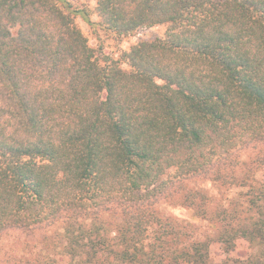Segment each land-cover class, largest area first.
Wrapping results in <instances>:
<instances>
[{"label": "trees", "instance_id": "16d2710c", "mask_svg": "<svg viewBox=\"0 0 264 264\" xmlns=\"http://www.w3.org/2000/svg\"><path fill=\"white\" fill-rule=\"evenodd\" d=\"M93 1L96 22L0 0V238L60 227L53 264H264V0ZM78 14L166 30L116 61Z\"/></svg>", "mask_w": 264, "mask_h": 264}, {"label": "rangeland", "instance_id": "374dc122", "mask_svg": "<svg viewBox=\"0 0 264 264\" xmlns=\"http://www.w3.org/2000/svg\"><path fill=\"white\" fill-rule=\"evenodd\" d=\"M62 1H66L65 3H68L74 9L87 10L90 14V21H97L96 14L94 13L95 2L93 0ZM74 24L86 39L89 47L97 49L99 46H103L104 51L116 61H120L121 55L128 51L134 44L140 41H151L160 38L166 30L165 26H158L140 30L131 36L114 37L92 27L80 14L74 17ZM121 69L127 70V66L121 64ZM255 155L256 151L250 150L245 153L244 158L255 157ZM186 188L201 190L207 192V194L214 195L216 198L221 197V195L226 198L229 193L219 189L216 184L203 178L189 182ZM160 207L163 212L176 219L190 223H199V221L193 217L192 212L187 208L174 206L171 203H164ZM199 225L201 230H206V228H204L207 226L206 223L200 222ZM60 232V227H55V229H51L47 232L38 231L30 233L11 231L7 233L0 238V264H29L35 260L42 261L43 259L53 264L57 258L56 254L60 249L58 246L60 245V241L54 245L55 249L51 247V249L48 250L45 246V241L46 238L56 235V233L60 235Z\"/></svg>", "mask_w": 264, "mask_h": 264}]
</instances>
